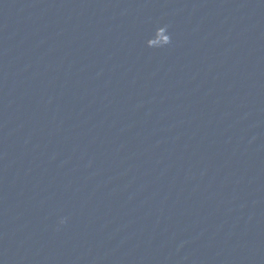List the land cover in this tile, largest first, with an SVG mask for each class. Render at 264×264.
I'll use <instances>...</instances> for the list:
<instances>
[{
    "label": "water",
    "instance_id": "95a60500",
    "mask_svg": "<svg viewBox=\"0 0 264 264\" xmlns=\"http://www.w3.org/2000/svg\"><path fill=\"white\" fill-rule=\"evenodd\" d=\"M0 264H264V18L0 0Z\"/></svg>",
    "mask_w": 264,
    "mask_h": 264
}]
</instances>
